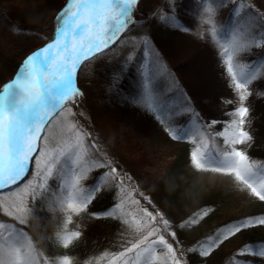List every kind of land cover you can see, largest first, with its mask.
I'll return each instance as SVG.
<instances>
[{
	"label": "rangeland",
	"instance_id": "1",
	"mask_svg": "<svg viewBox=\"0 0 264 264\" xmlns=\"http://www.w3.org/2000/svg\"><path fill=\"white\" fill-rule=\"evenodd\" d=\"M16 1L18 0H0L1 9L4 11L3 16H10L16 26L14 30L11 28L9 32L0 23V39L2 38L0 47L5 39V43L9 44L14 52V58L9 61L11 63L10 67L7 66L6 62L3 63L4 65H0V79L2 81L9 76L7 74L12 71L14 65L16 66L17 57H26L37 51L42 43L52 40L57 14L67 2V0H38L39 2L35 1L33 3L29 2L31 0H21V5ZM26 1L29 4H26ZM164 1L140 0L137 12L142 14L144 12L146 17L156 18L157 25L150 27L148 23L142 21L132 26L131 29L127 30L126 40L121 39L122 41L117 42V44L124 42L125 45H114L103 50L100 54H96L84 63L79 74L81 92L85 93V96L91 95L93 92L98 97L111 96L114 90L120 88L128 89L129 94L130 91L133 92L132 89L136 92L133 101L128 97L130 103L133 102L135 106L131 105V111H128L125 115L119 128L113 127L114 123L110 121L108 114L102 115L101 118L96 115L95 124L103 132V136L107 137L106 142L108 145L106 144V146L109 148L116 144L118 150L126 158L129 154L126 153L125 148H120L125 142H117V140L123 137H134L138 140L146 153L147 164H140L138 160H133L139 157V155L133 153L134 151L130 152L133 158L128 162L133 164L134 167H139V169H135L140 174L143 182L141 181L140 185L131 175L127 176L131 179L126 180V187L121 191L117 187L116 179L109 174L110 167L116 168L115 165L110 161V166H99L107 160L104 158L97 159L93 152L91 137L78 135L77 129L72 127L75 124L82 128L84 132H90L84 120L87 114L88 101H85L82 95L76 101L75 106H71V114L68 112L63 113L48 128L47 135L49 139L41 145L45 147L46 152L56 155L60 152L67 154L74 151V154L70 157L66 155V157L61 158V163L65 166L64 174H58L54 169L53 177L48 180L47 187L49 184H53L57 189L66 192L65 198L62 200L63 203L53 204L47 194V188L35 187L43 181L36 176L37 168L34 163L30 175L26 177L25 181L21 182L19 187H11V190L6 188L0 193V223L7 226L0 228V248L7 249L11 246L20 249L19 261L11 256L9 257L10 264H41L42 262L62 264V258L65 256L60 257L46 248V240L61 233L67 235L72 232H80V236L73 238L72 241H84L85 247L83 250L67 256L70 264H172L171 254L168 253L164 245H153L145 252L144 248L147 245L144 244L133 252H126L123 256L119 255V253L125 252L127 248L142 240L153 227L160 229L170 243H172V239L167 233H176L175 239L178 244L174 243L173 248H178L179 251L182 250L184 254L182 264H212L211 255L213 250H210L208 256L200 255V259L189 261L190 245L204 238L210 233L214 224L228 217H240L260 211L262 213L259 216H264V201L252 194L250 188L236 180L234 174L213 172L207 166L206 169H196L193 166L190 156L191 151L198 146L203 150L202 146L206 141L197 142L193 134H189L190 138L188 139L172 138L168 131L167 121L162 120L156 112L149 110L140 99L142 94L139 93L136 87L141 88L142 85L143 88L145 81L143 84L137 83L136 79L129 73L128 66L132 61L137 64L134 59L138 55V45L135 44L142 42L139 40L146 37L151 44H154L153 46H157L161 41L160 37L165 32L160 28L162 24L158 25L161 19V13L158 10ZM240 2L246 7L240 8L239 13L247 9V12H259L264 16V4H261L260 0H240ZM30 3L33 5L32 9L27 7L28 5L31 6ZM235 7L236 5L233 4L230 9L233 15L238 14L233 11ZM181 8L182 6L176 0H170L167 6V10L171 11L172 14L178 13ZM206 9H199L195 14L193 12L188 14L184 22L185 30H182L181 33L176 32L173 34L171 32L170 35L166 34L167 36L163 40L166 43L164 49L170 60L178 62L180 79L183 83L185 82L184 85L188 86V89H186L185 85L186 88L184 89L191 94L190 96L197 97L200 100L198 102L203 108L205 107L204 112L207 115L212 113L209 122L226 121L231 119L226 113H230L235 107L239 106V99L233 88L230 87L231 77L226 71L227 56L224 54V49H231L233 43L241 45L240 49L233 55L234 70H238L235 67L237 65L247 68L253 65L252 62L256 60L249 54L247 55L249 48H253L252 55L257 53L258 50L263 51L264 57V36L259 37L256 36L257 34L248 31L247 28H240L239 21H234L231 28L226 27V29H223L222 26L228 14L223 16L220 10L213 9L212 12H208ZM157 12H159V15L156 14ZM216 34H220V38ZM179 53H184V56L178 55ZM149 60L150 54L143 50L142 59L139 61L140 68L141 65H146ZM22 62L23 60L19 62L14 73H16ZM254 65L256 68L255 81L258 82L259 78L264 76V66ZM153 80L154 78L150 82V87ZM76 81L78 84V76ZM181 81L180 83L183 84ZM3 83L0 84V87ZM223 86L227 87L225 91L217 94L215 90L221 89ZM229 88L233 94L225 95ZM248 91L251 94L248 95L244 103L249 107L250 114L245 127L253 139L250 144L236 145V147L245 150L250 160L259 165L264 159L262 153L259 152L263 148L261 142L264 139L261 140L260 136H257V132L254 133V130L261 123L258 113L261 105L264 104V100L255 101V95L253 98L251 97L250 87ZM262 92V95H264V90ZM155 93L157 92L154 91ZM229 100L232 101L231 104L227 102ZM177 108L182 112V107ZM95 114H98V112ZM221 129L222 124L218 123L212 126V134L217 137L216 133ZM122 133H124L123 136ZM217 138L220 140V145L228 150L223 143V138ZM77 143H79L78 148L75 147ZM105 149H102V153H105ZM76 154L79 155V161L76 159ZM106 155L110 156L111 154L106 152ZM74 161L75 163H73ZM262 166H264V163ZM163 174H165L164 177ZM74 175L81 176L80 186L88 190H91L93 187L91 185L98 180L99 190L97 192L103 188L102 191L105 194L113 193L111 203L121 204L120 213L113 217L115 221L102 223L105 221L104 219L93 215L94 211H87L91 204L79 212L68 209V193L72 191L69 185ZM259 179V175L254 178L256 181L254 186L258 190ZM27 180H31L32 185H27ZM63 181H67L68 184L66 185ZM176 181H185L191 194L195 195L196 198L189 204L186 203L187 200H184L183 197L175 198L172 203L164 201L161 193L164 190L169 191L168 185H172ZM157 182L166 185L163 187L158 186L156 189L154 186L159 185ZM33 188L36 192L35 199L32 195ZM214 195L219 198L209 200ZM151 198L155 199V202H159L164 207V211L160 208H154L149 202ZM144 209L151 211L154 216L159 214L158 219L162 216L164 220L168 221V225L165 226L158 224L156 221H151L144 214ZM9 213H11V216ZM44 215L51 218L52 223L37 226L35 220L39 216L44 217ZM57 217L58 223L55 225L53 224V218ZM69 217H71L70 221ZM21 220L24 223L21 224ZM185 221H190V223L186 226ZM20 226L26 229L21 230ZM27 230L31 236L37 237L39 240L38 249L33 246L30 235L27 237L28 239L24 238ZM19 233H23V235H20V238L17 239ZM156 239L155 236L149 237V241ZM242 239L264 240V226L250 228L243 233L223 240V243L219 244L215 250L218 248L230 249ZM138 252L141 253L139 258H137ZM238 252L239 250H237V254ZM244 257L250 261L264 264V257L251 255Z\"/></svg>",
	"mask_w": 264,
	"mask_h": 264
},
{
	"label": "snow or ice",
	"instance_id": "2",
	"mask_svg": "<svg viewBox=\"0 0 264 264\" xmlns=\"http://www.w3.org/2000/svg\"><path fill=\"white\" fill-rule=\"evenodd\" d=\"M140 0H67L56 17V26L52 40L43 48L26 56L11 81L0 87V193L4 189L11 190L12 186L19 187L21 182L31 173V166L34 163L37 172L36 176L43 182L36 185L40 189H46L48 180L53 177L54 169L58 174H64L65 166L61 163V158L70 157L74 154L60 152L58 155L46 152L43 142L49 139L47 135L50 128L58 117L63 113L71 114L72 107L83 95L76 86V73L82 64L100 54L103 50L109 49L122 33L130 29L136 21V10ZM221 5L233 3L236 5L234 12L239 13L240 8L246 7L240 0H219ZM264 4V0H260ZM206 11L212 12L211 7ZM259 16V12L256 13ZM167 21L177 24L175 15L168 16ZM147 48V41L144 42ZM241 45L233 43L231 49L225 48L224 54L227 56V73L231 77L230 87L238 96L239 106L235 107L226 115L231 119L226 121H211L208 124L196 113L190 117L192 121V131L198 133L199 126L205 128L222 124L221 131L216 133L217 137L223 138L224 145L228 150L215 151L205 143L203 150L196 147L190 153L191 162L196 169H206V166L213 172H225L234 174L235 179L242 182L251 189L252 194L264 201V166L252 162L245 150L237 148L236 145L250 144L253 137L246 130V123L250 114V109L245 105L249 93V85L256 78L255 65L249 67L235 66L234 70L233 55L240 49ZM147 59V57H146ZM160 67L159 57L153 54L151 60L146 65H141V75L145 83L140 99L145 105L156 112L164 121L180 115V109L162 111L165 108L164 102H158L153 89L149 86L153 72ZM229 104L231 100L227 101ZM190 104L185 101V111L190 108ZM199 125V126H198ZM47 126V127H46ZM77 129L78 135L90 136L82 128L73 124ZM172 138H190L183 125L179 127H169ZM38 141L41 142L38 145ZM79 147V143L75 146ZM94 147V145H93ZM79 161V155L76 154ZM75 163V161L73 162ZM111 162L103 161L99 166H110ZM109 174L117 181V187L123 191L126 187V180L130 177L121 176L116 168L110 167ZM259 175V190L254 186L255 177ZM80 175H74L70 182L72 191L68 193L67 207L79 212L87 208L94 199V194L99 190V181L93 185L91 190L80 186ZM66 185L67 181H63ZM27 185H32L31 180L26 181ZM33 199H35V188H33ZM63 203V202H62ZM121 211L120 203H113L108 209L101 213H94L95 216H117ZM144 214L151 221L158 224L168 225V221L159 214L153 215L147 209ZM11 216V213H9ZM69 221L71 217L68 218ZM20 223H24L23 220ZM264 226V216L246 217L232 224L225 226L222 236L227 240L239 233H243L250 228ZM7 227L0 223V228ZM19 233L17 239L20 238ZM167 235L172 239V243L166 239L160 229L153 227L148 231L138 243L127 248L125 252L119 253L120 256L126 252H133L141 245L146 244L144 251L147 252L153 245H164L168 253L171 254L172 264H182L183 256L177 255L179 249H174L176 233L171 232ZM80 232H72L60 237L63 246L67 248L72 239L79 237ZM155 236L156 240L149 241V237ZM215 240L209 241V247L204 249L200 255L208 256ZM141 253H137V258ZM240 257L256 256L264 257V242L253 245L249 243L243 246L238 254ZM14 256L17 261L20 259V249L9 246L7 249L0 248V264H10L9 257ZM62 264H70L69 257L62 258ZM239 264H255V261L242 260Z\"/></svg>",
	"mask_w": 264,
	"mask_h": 264
},
{
	"label": "trees",
	"instance_id": "3",
	"mask_svg": "<svg viewBox=\"0 0 264 264\" xmlns=\"http://www.w3.org/2000/svg\"><path fill=\"white\" fill-rule=\"evenodd\" d=\"M13 1H15V0H13ZM35 1H38V0H31L29 2L34 3ZM169 1L170 0H165L164 2H162V6L158 10L161 13L160 14L161 19H160V23L158 22V25L160 26L162 24V26H160V28L163 29V31L165 32L160 37L161 41L159 42L158 45L156 44L157 46H153L154 44H151V42H149L146 39V37H143L141 40H139L142 42L135 44L136 46L138 45L137 46L138 55H136V58L134 59L137 64H135L134 61H132L129 64V66H128L129 73L134 77V79H136L137 83L143 84L145 80H144V78H142L141 68L139 66V64H140L139 61L142 59L143 50H146L150 54V60L152 59L153 54H155V56H158L159 61H160V67H159L158 71L153 72L152 79L154 78V80L152 81V86H151V88L157 92V93H155V96L157 97V101L158 102H164L165 108L162 109V111L174 110L177 107H182V109H183L180 115H177V116L172 117L170 119H166V121L168 123L167 124L168 127H179V126L183 125L186 129H188L187 135L193 134L195 136L197 142H205L206 141V143L210 146L211 149H213L215 151H224L226 149L220 145V140L212 134V131H211L212 126L205 128L203 126L198 125L200 127V131L198 133H195L192 131V123L193 122L190 121V117L192 116L193 113L198 114L200 116V118L205 122V124L209 123V118H210V115L212 113H209V115H207L204 112L205 107L203 108L200 105V103L198 102L200 100L197 97L194 98L193 96H190L191 94H189V92L186 90V89H188V86L185 84L187 87L186 88L184 85L185 82L183 83L180 79L181 77L178 73L179 64H178V62L170 60V58L167 57V53L165 52V49H164V46L166 43H164L163 40H165L164 37L167 36L168 34L170 35L171 32L173 34H175L176 32L181 33L182 30H185V24H184L185 17L188 14H192V12H193V14H195V13H197V11L199 9H203V8L211 7L214 10H216V9L220 10L221 13H223V16L228 14V17H230V19H233L234 21L236 20V21L240 22L241 28H243V29L247 28L248 31L257 34L256 36H259V37L264 36V16L262 14L257 16V14H256L257 12L256 13L255 12L251 13L249 11L247 12V9H245V10H243V12H240L239 14L233 16L231 13V10H230L231 7L233 6V3H225V4L221 5L219 3V0H176V2H178L182 6V8L178 13L172 14L171 11L167 10V6L169 4ZM16 2H19L21 4V0H18ZM27 3H28V1H26V4ZM31 4L32 3H30V5ZM27 7H28V9H32L33 5H31V6L28 5ZM0 9H1V6H0ZM159 12H157L156 14L159 15L158 14ZM3 13H4V11L1 9L0 10V23L4 26L6 31L10 32V29L12 28L14 30L16 26L12 22V18L10 16H7V15H6L7 17L3 16ZM135 15H136V21L137 22L134 25H137V24L141 23L142 21L145 23H148L150 27L157 25V23L155 21L156 18L146 17L144 12L142 14L140 12H137V10H136ZM172 15H175V17L177 18V24H172V23L167 21L166 18L168 16H172ZM228 17L226 15V18H228ZM230 22H231V20L227 21L226 25H228ZM134 25H132V26H134ZM132 26L130 27V29L132 28ZM222 28L224 29L225 26H222ZM0 29H1V27H0ZM127 32L128 31L126 30L125 33H122L120 35V37L118 38V40L115 43H113L111 46H114V45L117 46L119 44H121V46L125 45L124 42H121L119 44H117V42H119L121 39H123L125 41L126 36H127ZM216 35L218 36V38H220L219 37L220 34H216ZM145 41H147V48L144 47ZM12 50H13L12 47H10L9 44L5 43V39H4L2 41V46L0 47V65H2L3 63L6 62L8 67L11 66V63H9V61L14 58V55H13L14 52ZM252 51H253V48H249L247 50V55L249 54L250 56H252L253 58L256 59L255 62H252V64H258L259 66H264V57L261 54L262 51L258 50V52L253 54V55H252ZM178 55L184 56V53H179ZM17 59L19 60L20 58L17 57ZM17 61L15 62V64L17 63ZM11 73H12V71H9V74H7V75L10 76ZM7 78L3 79V81L0 79V84L2 82H4ZM255 80L256 79H254L253 82L249 85L250 90L252 92L251 97L253 98L255 95V97H256V99H254L255 101H258L261 99L264 100V95H262L263 94L262 90H264V76L262 78H259L258 82H256ZM180 81L183 84H181ZM121 84H122V81H121ZM121 84H120V86H121ZM136 88H137V90H139V93L141 92V94H142V89H143L142 85H141V88L139 86ZM184 88H186V89H184ZM226 88L227 87L223 86V88L221 87V89H217L215 91H217V94H218V92L222 93L223 91H225ZM80 90H82L81 87H80ZM164 90H166V91H164ZM132 91L133 92L130 91V94H129L128 89L120 88L119 90L118 89L114 90V93L111 96L106 95V96H100V97L95 95V92L91 93V95H86V96H85V93H83V97H84L85 101H88V103H87V114L84 117V120L86 121V124L89 128V131H90L89 134L91 137V143H92V146L94 145V147H92V148H93V152H94L96 158L97 159H103L104 158L109 162L111 161L115 165L117 172L119 174H121L123 176H130L131 175L136 180V182L141 185V181H142L141 176L137 172V170L135 169V168L139 169V167H134L133 164H130L128 162V161H131L133 158L131 156L132 153H130V152L134 151L133 153L136 155H139V157H136L133 160H138L140 164H144V165L147 164L146 153L143 151V148L141 147L138 140L134 137H126V138L123 137L122 139L117 140V137H116L117 142H119V141L125 142V144L122 145L120 148L121 149L125 148L124 150L126 151V153L129 154V156L126 158L118 150V148L116 147V144L112 147H109V148L106 146L107 137L103 136V132L95 124V120H96L98 115H99L98 118H101L102 115L104 116V115L108 114L110 121L114 123L113 127L116 126L117 128H119V126H120L121 122L123 121L125 115H127L128 111H131V105L135 106V104H133V102L130 103L136 97V92L133 89H132ZM160 92H162V93H160ZM227 94L228 95L233 94L231 92L230 88L227 92H225V95H227ZM259 94H260V96H259ZM128 97H130L131 101H129ZM185 101H187L191 106L186 111H185ZM263 103H264V101H263ZM259 110L260 111H259L258 115H259V119L261 118L260 119L261 123H259L256 126L254 133L257 132V136H260L261 140H263L264 139V137H263L264 136V104L261 105ZM92 111H93V113H92ZM96 112H98V114H95ZM123 135H124V133H122V136ZM127 139H129V140H127ZM261 146H263V148L259 152H261L262 156H264V140L261 142ZM203 147L204 146H202V149H203ZM103 148H106L105 153H102ZM106 152H109L111 155L110 156L106 155ZM263 163H264V159L262 160L261 164L259 163V165L262 166ZM140 164H138V165H140ZM164 175L165 174H163V177H164ZM158 181L162 182L161 180H158ZM93 185L94 184H92L91 186H93ZM164 185H166V184L161 183V184L154 186V187L157 189L158 186L163 187ZM168 187H169L168 188L169 191L164 190L163 193H161V194H163L162 197H163L164 201L167 203H172V200H175V198H177V197H183L184 200H187L186 203L189 204L190 202H192L196 198L195 195L191 194V192L189 191L190 190V189H188L189 186L185 183V181H180V182L176 181L172 185H168ZM102 189H101V191L95 193L93 202L91 203V206L88 208L87 211H89V212L94 211L95 213H101V212L105 211L106 209H108L113 204V203H111V200L113 199V193L110 192L108 194H105V192L102 191ZM47 192H48L47 194H48V196H50L51 202L53 204L62 202L63 198H65V196H66L65 195L66 192L64 190L57 189L56 186L53 184L52 185L49 184V186L47 187ZM168 192H169V194H168ZM216 197H217V195H214V197H210L209 200H212V198L214 200V199H216ZM217 198H219V197H217ZM155 201L156 200L153 198H151V200H149V202L151 203V205L154 208H160V210L164 211V207L161 206L159 202H155ZM201 201H203V200H201ZM199 207H201V206H199ZM260 213H262V212L261 211L257 212V213L254 212V213H251L248 215H243L240 217H235V216L233 217L232 216V217H228V218L214 224L212 229L210 230L209 234H207L204 238H201L200 240L193 242L190 245V251H189L190 253L188 254L189 261H196V260L200 259V253L204 249H207L209 247V241L210 240L216 241L211 247V250H213L212 255H211V263L212 264H239L240 261L245 260L243 258H240L237 255V250H240L243 246L248 245L249 243H252L253 245H257V244L264 242V240L242 239V240L238 241L235 245H233V247H231L230 249L229 248L228 249L218 248L217 250H215V248L218 247L219 244L223 243L222 232H223L225 226H228V225L232 224L233 222L239 221V220L246 218V217H258ZM99 218H102L105 220L102 223H105V222L110 223L111 221H115L112 216H100ZM53 219H54L53 224L56 225L58 223V217L53 218ZM35 221L37 222V226H41V225L45 226V224L47 225L49 222H50V224L52 223L51 218H48L45 215H44V217L39 216ZM189 223H190V221H185L186 226ZM20 227H21L20 228L21 230L26 229L23 226H20ZM179 230L181 231L182 229H179ZM29 235H30V233L27 230V232H25L24 238H27ZM62 236H65L64 233H61V234L57 235L56 237L54 236L49 240L47 239L46 240V242H47L46 248H48L52 253H55V254L59 255L60 257H63V256H68L72 253H77V252L83 250V248L85 247L84 241L74 240L70 243V245L67 248H65L63 246L62 240L60 239V237H62ZM31 238H32L31 240L33 241L32 242L33 246L36 247V249H38L37 244H38L39 240L37 239V237L35 238V237L31 236ZM177 253H178V256L181 255V253H182V256L184 255L182 250L178 251ZM41 264H47V263L42 262Z\"/></svg>",
	"mask_w": 264,
	"mask_h": 264
},
{
	"label": "bare ground",
	"instance_id": "4",
	"mask_svg": "<svg viewBox=\"0 0 264 264\" xmlns=\"http://www.w3.org/2000/svg\"><path fill=\"white\" fill-rule=\"evenodd\" d=\"M20 58V57H19ZM18 60V59H17ZM82 66H83V64H82Z\"/></svg>",
	"mask_w": 264,
	"mask_h": 264
}]
</instances>
